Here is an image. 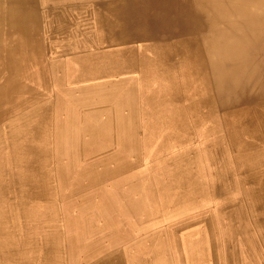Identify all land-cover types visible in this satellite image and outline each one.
Instances as JSON below:
<instances>
[{
    "label": "bare ground",
    "instance_id": "obj_1",
    "mask_svg": "<svg viewBox=\"0 0 264 264\" xmlns=\"http://www.w3.org/2000/svg\"><path fill=\"white\" fill-rule=\"evenodd\" d=\"M1 26L16 45L2 43ZM53 48L58 57H47ZM1 50L9 63L0 95L15 84L46 95L51 76L52 111L48 105L37 114L52 117L62 154L73 153L84 134L130 152L121 165L133 167L152 149V163L172 171L174 183L204 180L207 167L208 178L230 186L233 220L225 231L190 236L172 222L175 235L127 240L100 264H264V0H0ZM110 217L103 229L118 231ZM153 246L154 257L145 251ZM126 247L130 263L119 257Z\"/></svg>",
    "mask_w": 264,
    "mask_h": 264
},
{
    "label": "rangeland",
    "instance_id": "obj_2",
    "mask_svg": "<svg viewBox=\"0 0 264 264\" xmlns=\"http://www.w3.org/2000/svg\"><path fill=\"white\" fill-rule=\"evenodd\" d=\"M1 27L5 34L1 36L2 43L4 42L6 47L11 43L14 46L15 43L7 40L4 26ZM57 54L56 48H53L47 51L46 56L51 58L56 57ZM8 56L9 53L6 50L0 51V61H2L0 62V87L5 83L3 80L8 73ZM25 77L26 75L24 79ZM48 79L50 83L44 89L46 95L34 93L26 82V85L12 86L11 84L10 92L0 95V264L13 262V264H41V259L42 264H88L89 262H91L89 264H100L108 254L115 255L119 249H122L127 240H136L148 234L153 235V239L162 232L175 235L178 228L169 227L172 222H179L180 231L190 236L225 231L232 224V215L226 212L232 203L230 186L213 177L208 178V174L213 173L211 168L205 167L206 179L198 180L195 184L174 183L171 179L172 171L163 170L152 163L154 150H145L141 160L133 162V167L131 164L121 165V160L127 158L130 152L119 153L112 148L109 149L105 141H98L84 134L76 139L78 146L74 148L73 153L62 154L55 147L52 117L50 121V117H41L37 114V109L48 108L49 110L48 105L51 111L53 108L50 100H52L51 95L54 94V83L51 76H48ZM18 88H23L24 91L21 92ZM14 92L20 93L14 94ZM35 112L37 115H34ZM45 120L50 121L48 126L39 125ZM9 139H12V143ZM33 145L36 146L33 147ZM41 151L43 154L46 151L45 156L41 154ZM116 164L120 166V169H116ZM124 165L126 170L120 174L119 170L124 169L122 168ZM142 176L143 179H140ZM28 185H30L29 188ZM31 185H33L32 188ZM193 188L205 190L207 193H212V196L205 198L200 195L197 199H189ZM167 191H170L173 196ZM165 197L168 199L166 200ZM110 216L118 222V231L103 229L102 224L107 222ZM39 217L43 220L41 218L39 220ZM32 219H36L35 222ZM112 232L120 234L118 239L108 234ZM128 247L124 249L123 255H119L121 259L127 255ZM155 248L158 249L153 246L145 251L154 257ZM21 250H24L22 251L24 253ZM6 251L11 254H6ZM128 261L130 263V260Z\"/></svg>",
    "mask_w": 264,
    "mask_h": 264
}]
</instances>
